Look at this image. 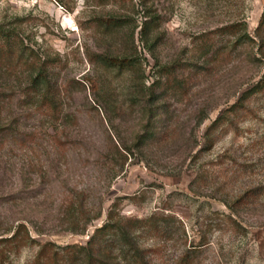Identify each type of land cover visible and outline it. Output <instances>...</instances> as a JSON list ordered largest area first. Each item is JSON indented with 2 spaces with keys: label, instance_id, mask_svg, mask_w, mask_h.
<instances>
[{
  "label": "rangeland",
  "instance_id": "obj_1",
  "mask_svg": "<svg viewBox=\"0 0 264 264\" xmlns=\"http://www.w3.org/2000/svg\"><path fill=\"white\" fill-rule=\"evenodd\" d=\"M261 20L264 0H0V114L20 123L0 145V237L24 222L35 240L4 264H82L66 246L111 210L143 220L142 263L104 233L113 263L264 264ZM39 57L71 85L66 119L30 96Z\"/></svg>",
  "mask_w": 264,
  "mask_h": 264
},
{
  "label": "trees",
  "instance_id": "obj_2",
  "mask_svg": "<svg viewBox=\"0 0 264 264\" xmlns=\"http://www.w3.org/2000/svg\"><path fill=\"white\" fill-rule=\"evenodd\" d=\"M155 14H153L150 19L145 20L144 24L141 27V33L144 37H146V40L151 41V38L149 39L150 34H154V39L157 40L158 38V32L157 29L159 26V19L157 18ZM263 20L260 21V26L263 25ZM1 31V30H0ZM148 37V38H147ZM2 41V42H1ZM11 37L9 34L4 33V31L0 32V43L7 44L9 47L5 48L6 51H10L11 44ZM154 42H151V45ZM3 49V48H2ZM9 49V50H8ZM23 50V49H22ZM12 53V52H11ZM129 57V63L130 62ZM126 60V59H124ZM122 60V62L124 61ZM121 61H114V63ZM39 63V64H38ZM38 63H35V66L37 67L34 69V73L30 75V96L34 97V95H31V91L33 93H38L40 96V107L46 108L47 110L52 109L54 114L56 113L55 118H65L66 115L62 114L63 110H59V107L62 106V95L66 91L68 93V90H70V84H61L58 80V77L54 76L51 72L52 69H50V62L48 59H42L38 58ZM49 67V68H48ZM50 69V70H48ZM264 80V76L261 78V82ZM65 90V91H64ZM65 93V94H66ZM44 105V106H43ZM225 114L222 113L218 116V118L212 123L211 126L216 125L220 122V120L223 119V116ZM16 120V119H15ZM15 120L11 121H4V118L0 114V145L5 143L9 138H15L17 137V133L20 131V123ZM210 126V128H211ZM209 131H207V135L209 136ZM245 198V195H242L241 200ZM235 207H239L237 202L233 203ZM233 207V206H232ZM152 218V217H151ZM149 219H146L148 221ZM143 220H140L138 218H124L118 216L116 218V214L114 211H109L107 221L100 227H97L94 233H92L89 236L88 241L85 245H78L71 244L66 246L67 249H73L81 248V253H79V258L81 259L82 264H116L113 263L111 260H109L108 255V246L109 241L103 240L105 235L104 233L109 231L110 229L116 232V234L120 235L121 239V247L120 250L122 251L121 255L123 259H132V260H140L142 263V255L139 252L138 247L136 246L135 250L132 244L136 243L134 238L136 234V228L139 224H142ZM85 229V228H84ZM117 235V236H118ZM33 236L29 233L28 226L24 223H18L16 226L12 227L9 232L5 235L0 237V264H4L5 257L7 255L8 250H19V248L22 245L30 244L34 242ZM124 242L127 243L124 245ZM131 247V249L129 247ZM48 247V244H44L42 248L40 249V254L38 255V258L45 253V248ZM55 254L57 252L54 251ZM118 256V255H117ZM116 257V256H115ZM40 263V262H39ZM41 264V263H40Z\"/></svg>",
  "mask_w": 264,
  "mask_h": 264
}]
</instances>
